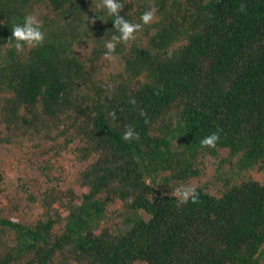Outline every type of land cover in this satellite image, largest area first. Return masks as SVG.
<instances>
[{
	"label": "trees",
	"instance_id": "1",
	"mask_svg": "<svg viewBox=\"0 0 264 264\" xmlns=\"http://www.w3.org/2000/svg\"><path fill=\"white\" fill-rule=\"evenodd\" d=\"M101 3L0 0L1 122L59 128V149L74 144L86 162L85 191L29 193L33 220L0 211V264H264V182L250 174L264 172V0H121V17L154 19L117 44L122 68L106 80L96 63L119 33ZM40 5L56 19L17 50L13 26ZM129 128L138 139L123 138ZM208 155L228 168L220 192L201 182L179 204L176 186Z\"/></svg>",
	"mask_w": 264,
	"mask_h": 264
},
{
	"label": "rangeland",
	"instance_id": "2",
	"mask_svg": "<svg viewBox=\"0 0 264 264\" xmlns=\"http://www.w3.org/2000/svg\"><path fill=\"white\" fill-rule=\"evenodd\" d=\"M33 15L41 23L44 19H53L54 14L43 6L33 8ZM56 19V18H55ZM92 43L87 36H82L74 44L78 56L88 57ZM122 68V57L114 55L112 59L103 57L96 63V79H103L119 72ZM47 124V123H46ZM27 124L24 127H5L0 117V211L13 218L33 220L41 210L38 199L28 200V194L34 193L37 198L49 190L66 192L68 189L76 193L85 191L81 186L79 172L86 164L77 157L74 144L59 149L63 145V136L59 128L48 129L49 126ZM202 173L199 178L190 179L181 185L196 186L201 182L208 184L213 193L222 188L223 171L219 167V159L205 156L200 164ZM250 174L264 182V172L252 170ZM175 188V190H176ZM119 203L109 207L110 215L118 220L116 213Z\"/></svg>",
	"mask_w": 264,
	"mask_h": 264
},
{
	"label": "clouds",
	"instance_id": "3",
	"mask_svg": "<svg viewBox=\"0 0 264 264\" xmlns=\"http://www.w3.org/2000/svg\"><path fill=\"white\" fill-rule=\"evenodd\" d=\"M109 16L112 17L114 29L118 35H113L112 38L105 42L106 51L104 55L109 59L114 57V53L118 43H126L135 38V33L143 28L144 25L150 24L154 19L152 10L145 11L141 15L142 23H133L121 17L119 12L123 9L121 0H102L100 5ZM243 10V6L242 9ZM45 39V32L42 30L40 22L33 15H26L22 23H17L12 28V36L8 39L11 46L17 50H22L25 46H38ZM125 140L138 139L139 134L129 128L124 132ZM219 140V133L213 132L211 135L204 137L201 140V145L205 147H215ZM175 195L178 198L179 204H186L189 201L196 202L199 198L197 189L191 185H181L176 188Z\"/></svg>",
	"mask_w": 264,
	"mask_h": 264
}]
</instances>
